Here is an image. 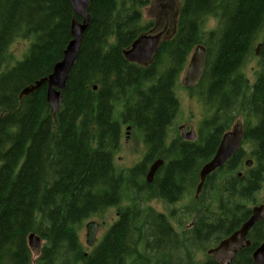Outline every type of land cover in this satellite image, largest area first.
<instances>
[{
  "label": "trees",
  "instance_id": "1",
  "mask_svg": "<svg viewBox=\"0 0 264 264\" xmlns=\"http://www.w3.org/2000/svg\"><path fill=\"white\" fill-rule=\"evenodd\" d=\"M151 1L89 0V26L53 116L45 85L21 98L19 93L48 76L62 57L74 16L70 4L0 0V264H218L205 251L249 217L247 204L264 176V61L252 85L240 71L264 32V0H182L175 29L164 35L152 61L140 66L123 51L149 31L142 8ZM210 14L217 27L200 41V22ZM17 40L26 42V50L9 63ZM197 43H204L206 57L193 87L212 111L194 141L178 136L168 144L167 129L179 110L174 88ZM243 111L242 143L255 164L238 177L241 150L209 174L198 198L183 207L193 224L176 230L148 202L174 204L192 193L200 167L235 112ZM123 124L138 133L144 152L117 171ZM157 158L164 164L147 183L144 173ZM111 207L116 219L85 252L78 227ZM263 222L254 225L252 243L231 264H255L251 253L264 241ZM30 232L43 240L35 257L27 244Z\"/></svg>",
  "mask_w": 264,
  "mask_h": 264
},
{
  "label": "water",
  "instance_id": "2",
  "mask_svg": "<svg viewBox=\"0 0 264 264\" xmlns=\"http://www.w3.org/2000/svg\"><path fill=\"white\" fill-rule=\"evenodd\" d=\"M72 4L73 10L76 14H80L83 17V25L78 24L77 20L73 19L71 25V34L74 39L69 43L66 50L63 53V57L60 61L54 64L51 73L44 78L36 80L33 84L26 86L21 95H26L41 87L43 84L47 85L46 100L51 106V111L54 114L59 108V103L62 97L61 91L66 85V81L74 60L77 56L79 45L81 42V36L84 29L87 26L89 16L86 14L88 0H69ZM161 32L152 34L139 35L131 45L124 50V57L130 62H136L138 64L146 65L156 52L160 39ZM205 62V48L202 45L195 46L192 54L187 62L184 75L181 78V85L189 87L195 85L200 79ZM96 89V87H93ZM182 131V138L185 140H193L195 133L191 129L189 132H185L184 127L179 128ZM243 132L239 124H234L231 130L225 132L219 145L212 156L200 169L199 183L196 187V193L198 194L205 177L222 167L239 149L241 145ZM162 164V160L155 161L149 169L147 180L149 181L157 168ZM247 166H250V161L247 162ZM264 216V205H256L251 209L250 217L241 224V226L232 233L228 238L223 240L221 244L209 251L213 253L214 258L221 264H228L235 256L237 250L247 246L249 241L246 240V236L250 228ZM98 224L95 221H91L86 224V242L92 245L97 233ZM30 244L37 245L38 239L30 235ZM254 258L258 264H264V243L255 251Z\"/></svg>",
  "mask_w": 264,
  "mask_h": 264
},
{
  "label": "rangeland",
  "instance_id": "3",
  "mask_svg": "<svg viewBox=\"0 0 264 264\" xmlns=\"http://www.w3.org/2000/svg\"><path fill=\"white\" fill-rule=\"evenodd\" d=\"M178 0H152L150 4L142 8V23L145 25L150 24V28L154 33L163 32L165 33L168 24H169V16L171 11H173V7ZM168 18V19H167ZM218 21L212 15H207L200 22V41L203 39L206 34L216 29ZM148 30H151V29ZM258 40L262 46L258 50L257 55L254 53V48L256 45H253V54L250 55L246 61L243 63L241 67V73H243L244 77L247 79L249 84H253L257 74L260 71V67L262 61H264L262 52H263V44H264V32L258 35ZM204 45V43H201ZM11 53V59L9 63L13 62L16 59H19L24 51L26 50V42L24 40L15 41L9 48ZM186 68V65H185ZM182 70L181 74L178 77L177 84L174 88L175 95L177 97L179 103V110L176 114V117L172 121V124L167 129V143L169 144L173 139L177 138L180 135V131L178 127H185V132H189L191 129L198 136V128L200 126L201 121L211 114V109L204 103L203 99L199 97L197 94V89L194 87H184L181 85V78L184 75V70ZM243 112H235V118L233 119L232 124H230L226 131L231 130L232 126L235 123H240L243 127V130L246 128L247 118L246 115H243ZM127 127H130L127 129ZM122 139L120 142V146L114 156V165L116 170H127L131 166H133L139 159L142 157L144 152V146L140 139V136L136 131H133L131 126L128 124L122 125ZM182 138V137H181ZM248 144L244 142L242 143V149L244 151V157L242 158V162L248 158L249 148ZM246 156V157H245ZM209 161V160H208ZM240 172H244V167L241 168ZM194 193L187 194L184 199H181L178 204H174L168 206L163 203L160 199H151L148 202V205L164 214H168L171 208L176 207V212L174 214V221L176 222L177 228L176 230L181 231L186 227L187 222L191 221L193 218L189 213H187V209L182 206L187 205V203H192L194 200ZM209 193V192H208ZM253 202L247 204L248 208L251 209L256 205L264 204V176H263V184L259 192L254 197ZM126 204L125 201L122 202V205ZM185 209V210H184ZM185 211L187 214L184 215L182 212ZM115 208H108L105 212L102 213L101 216L92 217L89 220L95 221L98 225V234L97 240L105 233L110 224L115 220ZM180 221L179 223L177 220ZM86 221L84 222V224ZM178 223V224H177ZM182 225V226H181ZM180 227V228H178ZM183 232V230H182ZM78 238L80 243L83 246L85 251H89L91 248H88L85 244V228L82 224V227H78ZM36 249H32L33 257L36 256Z\"/></svg>",
  "mask_w": 264,
  "mask_h": 264
},
{
  "label": "bare ground",
  "instance_id": "4",
  "mask_svg": "<svg viewBox=\"0 0 264 264\" xmlns=\"http://www.w3.org/2000/svg\"><path fill=\"white\" fill-rule=\"evenodd\" d=\"M69 4H70V7H71V9H72V12H73V17H72V19L70 20L71 21V23H70V40L68 41V43H67V45H66V47H65V49H64V51L66 50V48H67V46L69 45V43L74 39V36L71 34V25H72V21H73V19H75V20H77V22H78V24H80V25H83V23H84V20H83V17L80 15V14H76L75 12H74V10H73V7H72V4H71V2L69 1V0H66ZM88 6H89V0H88ZM88 6H87V10H86V14L89 16V19H88V22H87V26H86V28L84 29V31H83V33H82V36H81V42H82V37H83V35H84V33H85V31L87 30V28H88V26H89V22H90V15H89V13H88ZM205 11V10H204ZM211 15V14H210ZM80 19H78V18ZM214 17V16H213ZM141 34H144V33H141ZM141 34H139V35H141ZM138 35V36H139ZM137 36V37H138ZM136 37V38H137ZM135 38V39H136ZM134 39V40H135ZM133 40V41H134ZM161 41V40H160ZM80 42V45H79V49H78V53H79V50H80V46H81V43ZM159 44H160V42H159ZM131 45V44H130ZM197 45H202L203 47H204V45L203 44H201V43H197L195 46H197ZM254 45H256L255 46V48H254V53L257 55V53H258V50L260 49V47L262 46L259 42H255L254 43ZM159 46V45H158ZM195 46H194V48H195ZM194 48L192 49V51H191V53H190V55L192 54V52H193V50H194ZM205 48V47H204ZM158 49V48H157ZM126 50V49H125ZM64 51H63V53H64ZM157 51V50H156ZM124 52V51H123ZM78 53H77V56H78ZM156 53V52H155ZM154 53V54H155ZM123 55H124V53H123ZM189 55V56H190ZM77 56H76V58H77ZM62 57H63V54H62ZM61 57V58H62ZM153 57H154V55L152 56V58H151V60L147 63V64H149L151 61H152V59H153ZM205 57H206V52H205ZM61 58L59 59V61L61 60ZM76 58H75V60H74V62L76 61ZM126 59V58H125ZM127 60V59H126ZM128 61V60H127ZM58 62V61H57ZM56 62V63H57ZM128 62H130V61H128ZM131 63H135V64H138V63H136V62H131ZM74 64V63H73ZM146 64V65H147ZM138 65H140V66H146V65H143V64H138ZM204 66H205V62H204ZM72 67H73V65H72ZM261 68V67H260ZM53 69V68H52ZM72 69V68H71ZM204 69V68H203ZM52 71V70H51ZM71 71V70H70ZM51 73V72H50ZM49 73V74H50ZM69 76V75H68ZM47 77V76H46ZM44 78V77H43ZM41 79V78H40ZM68 79V78H67ZM35 82V81H34ZM33 82V83H34ZM33 83H31V84H33ZM249 83V82H248ZM197 84V83H196ZM30 85V84H29ZM43 85H45L46 86V91H47V85L46 84H43ZM28 86V85H27ZM26 87V86H25ZM24 87V88H25ZM96 87V86H95ZM23 88V89H24ZM23 89H21V91L23 90ZM94 89V88H93ZM21 91H20V93H19V98H21L22 96H26V95H28V94H26V95H21ZM35 91V90H34ZM32 93V92H31ZM30 94V93H29ZM61 94H62V91H61ZM45 98H46V93H45ZM61 100H62V97H61ZM61 100H60V103H61ZM46 102H47V100H46ZM48 103V102H47ZM60 103H59V108H60ZM49 104V103H48ZM248 105H249V103H248ZM49 106H50V104H49ZM248 107V106H247ZM50 108V110H51V106L49 107ZM58 108V109H59ZM57 109V111H59ZM57 111L53 114L52 113V111H51V113H52V115L53 116H55V114L57 113ZM111 118V117H110ZM113 120V119H112ZM120 122V121H119ZM181 127V126H180ZM180 127H178V130L180 131V137H182L181 135H182V131L179 129ZM130 127H127V129H129ZM184 129H185V127H184ZM222 137V136H221ZM221 140V139H220ZM220 142V141H219ZM243 144H244V142H243ZM241 150H243L242 149V143H241V145H240V147H239V149H238V151H241ZM237 151V152H238ZM237 152L235 153V154H237ZM249 153V152H248ZM234 154V155H235ZM233 155V156H234ZM250 155V154H249ZM249 155H247L248 156V158L249 159H245V161L243 162V166L242 167H244V172H245V170L247 169V168H250L251 166H253L254 164H255V160L252 158V155H251V157L249 156ZM232 156V157H233ZM243 157H244V155H243ZM242 157V158H243ZM246 157V156H245ZM241 158V159H242ZM157 160H162V164H164L163 163V159H161V158H157V159H155L149 166H148V168H147V171H146V173H144L145 174V176H144V178H145V180H146V182L147 183H151L152 182V180H153V178H154V176H155V173H156V171L159 169V167H161V165L157 168V170L155 171V173L153 174V176H152V178L148 181L147 180V175H148V172H149V169H150V166L155 162V161H157ZM238 161H240V160H238ZM250 161V166H247V162H249ZM205 164V163H204ZM203 164V165H204ZM238 164H239V162H238ZM202 165V166H203ZM201 166V167H202ZM224 166V165H223ZM222 166V167H223ZM201 167H200V169H201ZM241 167V168H242ZM221 168V167H220ZM200 169H199V171H198V178H199V172H200ZM217 169H219V168H217ZM216 169V170H217ZM237 169H238V167H237ZM216 170H214V171H216ZM240 170H242V169H240ZM240 170L237 172V176L239 177L243 172H240ZM213 171V172H214ZM235 171V170H234ZM213 172H211V173H213ZM210 173V174H211ZM236 173V172H235ZM234 174V173H233ZM209 175V174H208ZM207 175V176H208ZM206 176V177H207ZM206 177H205V179H206ZM205 181V180H204ZM204 181H203V183H204ZM198 183H199V181H198ZM203 183H202V185H203ZM198 185V184H197ZM197 187V186H196ZM196 187H195V193H194V199H197L198 198V196H199V193H200V191H201V189H200V191H199V193L197 194L196 193ZM202 187V186H201ZM180 195V194H179ZM178 197V196H177ZM186 196H183L181 199H184ZM180 199V200H181ZM151 201V200H150ZM182 201V200H181ZM180 202V201H179ZM179 202H176V203H174V204H178ZM164 204H166V205H168V206H171V205H174V204H168V203H165V202H163ZM188 204L189 203H187V205H184V206H182V207H186V206H188ZM206 206V205H205ZM112 208V207H111ZM114 208V207H113ZM174 209H176V207H174V208H171L170 210H169V212H168V214H165L169 219H170V221L172 222V224H173V226H174V228L176 229L177 228V226L178 225H176V222L174 221L175 219H174V214H175V212L176 211H173L172 212V214H173V216H170V212H171V210H174ZM252 209V208H251ZM251 209H250V215H251ZM177 210V209H176ZM157 211V210H156ZM158 212H160V211H158ZM189 212V211H188ZM160 213H163V212H160ZM164 214V213H163ZM183 214V213H182ZM187 213H185L184 215H186ZM115 215H116V217H117V212H116V208H115ZM250 215H249V217H250ZM95 217V216H94ZM248 217V218H249ZM247 218V219H248ZM90 219V218H89ZM89 219H87V220H85L86 221V223L84 224V223H82L83 225H84V228H85V244H86V246L88 247V248H91L89 251H85V252H90V251H92V249L95 247V245L99 242V240L101 239V237L105 234H103L98 240H97V234H98V228L100 227H97V233H96V236H95V239H94V242H93V244L92 245H89V244H87V242H86V224L87 223H89V222H91V221H93V220H89ZM116 219V218H115ZM246 219V220H247ZM264 219V216L259 220V221H261V220H263ZM177 220V219H176ZM245 220V221H246ZM84 221V222H85ZM245 221H243L242 223H244ZM259 221H257L256 223H259ZM177 222L179 223L180 221H178L177 220ZM195 222V221H194ZM224 222V221H223ZM177 223V224H178ZM191 223H192V220L191 221H189V222H187V225H186V227H184V229H182V230H184V231H186V229L187 228H190V225H191ZM208 223V222H207ZM241 223V224H242ZM255 223V224H256ZM264 223V222H263ZM112 224V223H111ZM110 224V225H111ZM193 224V223H192ZM254 224V225H255ZM99 225V224H98ZM254 225L250 228V230H249V232L251 231V229L254 227ZM182 226V225H181ZM82 227V226H81ZM110 227V226H109ZM108 227V228H109ZM240 227V226H239ZM238 227V228H239ZM178 228H180V227H178ZM193 228V227H192ZM237 228V229H238ZM237 229H235L234 231H232L230 234H228V235H226V236H224V238H220V240L218 241V243H216L215 245H213V246H211V247H209L206 251H205V255H207V256H210L216 263H218V264H221L219 261H217L215 258H214V255H213V253H210L209 251H211V250H213V249H215V248H217L220 244H221V242L223 241V240H225L226 238H228L232 233H234ZM108 230V229H107ZM106 230V231H107ZM105 231V232H106ZM188 231V230H187ZM215 232V231H214ZM249 232H248V234H249ZM182 233V232H181ZM189 233V232H188ZM151 234V233H150ZM178 234H180V233H178ZM185 234V233H184ZM183 234V235H184ZM248 234H247V236H246V240H248L249 241V244L247 245V246H245V247H243V248H241V249H239V250H237V252H236V254H235V256L233 257V259L231 260V262H229L228 264H231L232 263V261L234 260V258L236 257V255L238 254V252L240 251V250H242V249H244V248H247V247H249L250 246V244L252 243V241H250V239L248 238ZM30 235H33V236H35L37 239H38V244L37 245H31L30 244V238H29V236ZM152 235H154V234H151V236ZM189 235V234H188ZM147 236V235H146ZM185 236V235H184ZM215 235H213V237H214ZM183 237V236H182ZM180 238V237H179ZM186 238V237H185ZM205 238V237H204ZM152 239V238H151ZM186 240V239H185ZM184 240V241H185ZM152 241V240H151ZM183 242V241H182ZM151 243V242H150ZM153 243V242H152ZM262 243H264V241H262V242H260V244L252 251V253H251V258H252V260H253V262L255 263V264H258L257 262H256V260H255V258H254V253H255V251L260 247V245L262 244ZM27 244H28V247L31 249V251H32V249H36V251L37 252H39V249L41 248V246H42V244H43V240H41V238L39 237V235L38 234H36L35 232H30L29 234H28V236H27ZM149 245V244H148ZM257 245V244H256ZM190 247V246H189ZM193 247V246H192ZM186 248H188V247H186ZM183 250V249H182ZM125 251V250H124ZM176 251V250H175ZM130 252V251H129ZM131 252H132V250H131ZM170 252V251H169ZM172 252V251H171ZM177 252V251H176ZM135 253V252H134ZM144 253V252H143ZM37 254V253H36ZM128 254V253H127ZM133 254V252L131 253V255ZM136 254V253H135ZM154 255H156V253H153ZM128 255H130V253L128 254ZM128 255H126V256H128ZM130 255V256H131ZM171 255V254H170ZM175 255V254H174ZM184 255V254H183ZM152 256V255H151ZM158 256V255H157ZM169 256V255H168ZM173 256V255H172ZM172 256H171V258H172ZM132 257H135L134 256V254H133V256ZM154 257H156V256H154ZM176 257H178V256H176ZM175 257V258H176ZM184 257V256H183ZM37 258V257H36ZM126 258V257H125ZM131 257H129V259H130ZM168 258H170V257H168ZM170 258V259H171ZM204 258V256L202 255V254H200L199 255V257H198V260H202ZM132 259V258H131ZM184 259V258H183ZM180 260H182V259H180ZM180 260H178V262H180ZM33 261V260H32ZM175 261H176V259H175ZM175 261H173V262H175ZM183 261V260H182ZM178 262H176V263H178ZM155 263H157V262H155ZM175 263V264H176ZM34 264V263H33ZM167 264H169L168 262H167ZM172 264H174V263H172Z\"/></svg>",
  "mask_w": 264,
  "mask_h": 264
},
{
  "label": "flooded vegetation",
  "instance_id": "5",
  "mask_svg": "<svg viewBox=\"0 0 264 264\" xmlns=\"http://www.w3.org/2000/svg\"><path fill=\"white\" fill-rule=\"evenodd\" d=\"M179 4H180V0H178L177 2H176V4H175V7H173V8H175V10L178 8V6H179ZM167 17H169V16H167ZM168 19V18H167ZM168 21L170 22V17H169V19H168ZM257 77V76H256ZM250 85H252V84H250ZM94 87V86H93ZM251 87V86H250ZM95 90V89H94ZM243 115H246L245 114V112L243 111ZM235 115V114H234ZM235 118V117H234Z\"/></svg>",
  "mask_w": 264,
  "mask_h": 264
}]
</instances>
